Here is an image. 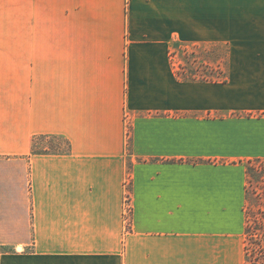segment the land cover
I'll use <instances>...</instances> for the list:
<instances>
[{
	"label": "crops",
	"instance_id": "obj_1",
	"mask_svg": "<svg viewBox=\"0 0 264 264\" xmlns=\"http://www.w3.org/2000/svg\"><path fill=\"white\" fill-rule=\"evenodd\" d=\"M177 45L227 46V81ZM258 159L264 0H0V264H247Z\"/></svg>",
	"mask_w": 264,
	"mask_h": 264
},
{
	"label": "rangeland",
	"instance_id": "obj_2",
	"mask_svg": "<svg viewBox=\"0 0 264 264\" xmlns=\"http://www.w3.org/2000/svg\"><path fill=\"white\" fill-rule=\"evenodd\" d=\"M228 52V47L222 45L208 47L177 45L180 78L192 81L221 82L227 78L226 57ZM62 146L67 148L62 138H38L35 150L38 152H41L42 148L58 150ZM246 169L250 172L248 195L250 208L256 203L254 192L260 191L263 185L264 160H252L246 163ZM253 213L256 211L253 210ZM257 220H259L258 217H247L245 231L248 230V227H254L253 223ZM24 222L25 217H0V252L10 251L12 248L24 244ZM245 239H247L246 235ZM248 260L250 264H253L255 257L246 256V262Z\"/></svg>",
	"mask_w": 264,
	"mask_h": 264
},
{
	"label": "trees",
	"instance_id": "obj_3",
	"mask_svg": "<svg viewBox=\"0 0 264 264\" xmlns=\"http://www.w3.org/2000/svg\"><path fill=\"white\" fill-rule=\"evenodd\" d=\"M178 76H180V72L178 70ZM227 78L223 79L222 82H226ZM40 138H49V137H40ZM50 138H58V137H50ZM63 139V138H62ZM37 140V139H36ZM36 140H34V151L36 147ZM65 144L67 145V148L63 147L58 150H52L49 148H42V153H53V154H62L67 153L70 151V143L63 139ZM50 151V152H49ZM263 160V159H258ZM247 175V183H246V204L244 207L245 210V216L247 217H258L259 220L255 221L253 225L254 227H248V230L245 231V235L247 236L246 239V255L247 256H253L255 257V260L253 261V264H264V180L262 181L263 185L258 192H254L255 195V204H253L250 208V201L248 199L249 195V176L250 172L246 170ZM253 200V201H254ZM256 208V209H255ZM253 210L256 211V213H253ZM250 239V240H249ZM247 242H250L249 244ZM247 264H250V261H247Z\"/></svg>",
	"mask_w": 264,
	"mask_h": 264
}]
</instances>
